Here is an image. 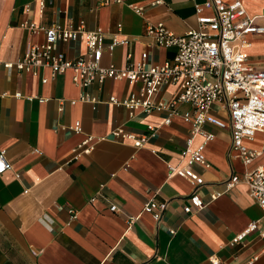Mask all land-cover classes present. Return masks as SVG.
<instances>
[{
	"label": "crops",
	"instance_id": "crops-1",
	"mask_svg": "<svg viewBox=\"0 0 264 264\" xmlns=\"http://www.w3.org/2000/svg\"><path fill=\"white\" fill-rule=\"evenodd\" d=\"M149 1L127 0L144 8L137 16L126 5L46 0L39 17L35 0H0V151L11 166L0 175V264H211L209 258L219 264H264V239L256 231L230 243L261 218L260 208L243 184L225 189L232 177L264 167V149L244 166L229 152L228 129L205 124L200 134L191 135V124L183 119L191 108L184 103L174 106L173 113L136 110L130 118L126 108L107 103L110 98L127 99L136 84L105 80L82 90L70 72L50 80L47 69L34 77L3 68L16 62L28 44L42 43L41 35L31 36L20 28L25 22L61 28L81 23L86 32L99 30L101 68L124 69L139 61L141 53L147 56V66L172 61L173 48L157 49L143 36L145 21L163 23L179 37L195 27L194 6L204 0H158L152 6ZM238 1L250 17L259 15L264 4V0ZM112 39L127 44L109 52ZM251 46L257 49L246 52L249 62L264 70L260 61L264 39L253 38ZM54 51L71 60L85 57L84 44L78 40L58 42ZM43 78L48 81L41 84ZM172 93L171 87H164L157 100L167 103ZM84 96L95 103L81 101ZM208 113L226 121L218 104ZM76 123L79 134L71 131ZM148 126L155 132L141 149L109 137L117 127L147 135ZM201 134L211 138L205 141ZM86 137L97 140L93 150L69 162L71 150ZM262 143V135L256 133L244 145L261 151ZM202 144L208 168L190 166L202 178L200 186L193 189L186 179L168 176V165L184 166L186 159L179 156L183 149L194 151ZM192 191L203 206L183 214ZM150 199L166 203L158 222L141 211ZM110 205L119 212H109ZM125 217H136L128 229ZM42 219L50 221L46 222L50 228Z\"/></svg>",
	"mask_w": 264,
	"mask_h": 264
},
{
	"label": "built area",
	"instance_id": "built-area-1",
	"mask_svg": "<svg viewBox=\"0 0 264 264\" xmlns=\"http://www.w3.org/2000/svg\"><path fill=\"white\" fill-rule=\"evenodd\" d=\"M126 3L127 0H96L97 6L126 5L132 13L142 16L143 7ZM158 3V0H150L148 4L152 6ZM35 4L40 17L46 0H35ZM194 20L195 27L179 37L169 32L163 23L152 24L145 21L143 36L150 39L151 46L157 49L173 48L175 56L172 61L164 62L161 66H147V56L141 53L139 61L129 63L124 69H116L113 65L108 68L99 66L103 50V40L99 30L86 32L81 23L75 28H61L60 26L39 27L25 22L20 28L31 36L41 35L42 43L28 44L16 62L4 64L3 68L7 71L14 69L17 73H28L34 77L39 70L47 69L50 80L70 72L74 85L82 90L93 83L101 85L105 80L125 81L128 86L136 84L137 89L130 93L127 99L118 101L110 98L107 102L111 106L126 108L129 118L134 116L136 110L144 114L165 111L173 113L174 106L184 103L191 108L190 113L183 115V119L192 126L191 135L200 134L201 127L205 124L228 129L231 140L229 152L239 158L244 166H248L264 149V70L256 69L249 62L246 54L253 38L264 39V4L259 15L250 17L246 16L238 0H232L231 3L224 0H204L202 4L194 6ZM120 28V25H117L116 33L120 32ZM77 40L84 44V58L77 57L71 60L62 53L54 51V46L58 42L67 43ZM112 40L107 48L109 52L117 45L127 44V41ZM127 59L129 60V57ZM260 61L264 65V49ZM47 81L48 79L43 78L41 84ZM164 87H171L173 93L171 100L163 104L157 100V97ZM80 100L95 103L86 96ZM216 104L225 112L226 121L214 118L208 113L212 105ZM72 127L71 131L79 134L78 124ZM147 132V135H134L117 127L110 132L109 137L113 142L126 141L131 143L133 148L141 149L146 146L155 129L148 126ZM256 133L262 135V150L250 151L245 147L244 142H251ZM201 135L205 141L211 138L207 134ZM96 141L91 137L80 141L79 145L71 150L69 162L77 161L80 156L90 153ZM202 150L203 144L194 151L188 146L183 149L179 156L181 159H186L184 166L177 168L168 165V176L186 179L193 189L200 186L202 178L194 175L190 166L208 168ZM9 171L11 166L0 151V175ZM237 183L246 187L249 198L260 208L262 216L232 239L231 245L237 244L246 234L254 231L264 239V167H256L241 177H232L225 183V189L229 190ZM193 191L188 198V205L182 208L183 214L198 212L203 206ZM165 208L166 203H157L154 199H150L142 206L141 211L150 215L154 222H158ZM108 209L114 214L119 212L111 205ZM70 218L74 219L75 214ZM125 218L128 229L136 217ZM40 221L50 228L46 224L48 219ZM170 233L174 232L170 230ZM209 261L211 264H219L211 258Z\"/></svg>",
	"mask_w": 264,
	"mask_h": 264
},
{
	"label": "rangeland",
	"instance_id": "rangeland-1",
	"mask_svg": "<svg viewBox=\"0 0 264 264\" xmlns=\"http://www.w3.org/2000/svg\"><path fill=\"white\" fill-rule=\"evenodd\" d=\"M257 49V47H255V46H250L249 47V49L248 50H246V52H250V51H254V50H256Z\"/></svg>",
	"mask_w": 264,
	"mask_h": 264
}]
</instances>
